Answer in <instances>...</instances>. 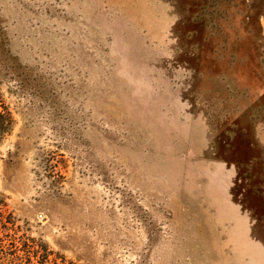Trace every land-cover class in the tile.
<instances>
[{"label": "rangeland", "instance_id": "1", "mask_svg": "<svg viewBox=\"0 0 264 264\" xmlns=\"http://www.w3.org/2000/svg\"><path fill=\"white\" fill-rule=\"evenodd\" d=\"M0 113V264H264V0H0Z\"/></svg>", "mask_w": 264, "mask_h": 264}, {"label": "trees", "instance_id": "2", "mask_svg": "<svg viewBox=\"0 0 264 264\" xmlns=\"http://www.w3.org/2000/svg\"><path fill=\"white\" fill-rule=\"evenodd\" d=\"M0 117L4 118V115L0 113ZM31 254H29V258L30 259V262H31ZM37 260V263L38 264H48L46 261L42 260V258L40 259L39 256H35Z\"/></svg>", "mask_w": 264, "mask_h": 264}]
</instances>
